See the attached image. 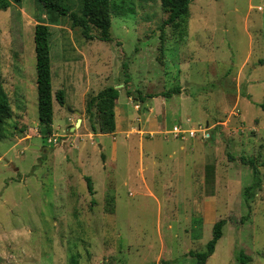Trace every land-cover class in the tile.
I'll use <instances>...</instances> for the list:
<instances>
[{"label":"rangeland","instance_id":"374dc122","mask_svg":"<svg viewBox=\"0 0 264 264\" xmlns=\"http://www.w3.org/2000/svg\"><path fill=\"white\" fill-rule=\"evenodd\" d=\"M112 2L111 42L85 39L36 0L0 10V81L13 110L0 139V264H197L189 253L206 249L221 219L206 264H264V0H192L177 30L163 26L160 0ZM63 4L81 13V0ZM41 19L48 136L38 126ZM109 86L120 91L116 130L93 133L87 102ZM175 126L196 135L176 137Z\"/></svg>","mask_w":264,"mask_h":264},{"label":"trees","instance_id":"16d2710c","mask_svg":"<svg viewBox=\"0 0 264 264\" xmlns=\"http://www.w3.org/2000/svg\"><path fill=\"white\" fill-rule=\"evenodd\" d=\"M43 9V14H49L53 20L57 17H68L73 27L82 30V34L87 40H99L103 42L113 41L111 35L112 15L116 10V6L112 0H81V13L69 12L68 8L63 4V0H36ZM192 0H160L162 10L166 13L167 19L163 22V26H172L178 29L183 20L189 16V7ZM12 2L21 3V0H0V10L5 11L11 7ZM97 30V34L93 33ZM50 30L45 20L41 19L35 26L34 43L36 55V75H37V95H38V126L42 135L48 136L53 133L54 120V103H53V84L51 72V56H50ZM124 69L128 70L127 63L123 64ZM127 74V71H125ZM128 82L129 77H126ZM129 96L130 91H127ZM180 88L164 93V97L171 94H179ZM64 91L59 90L56 93V100L59 104L64 105ZM120 97V91L112 86L103 88L96 95L92 96L86 106V111L91 113L95 108L97 116V126H92L93 133L102 135L112 134L116 130L115 105ZM149 97V96H148ZM13 116L8 95L0 81V139L6 137L8 121ZM253 169L255 177L258 176V168L253 160H246ZM207 176L213 175V166H208ZM88 191L93 195V181L91 177H86ZM260 184L255 182L254 185L245 189L246 199L249 201L255 195V188ZM255 190V191H254ZM244 220V218H243ZM242 220V221H243ZM227 220H219L214 224L213 237L207 243L203 252H190L189 255L196 259L197 264H206L207 260L215 253L219 240L223 237V228L227 224ZM244 263L248 260L242 252L237 256ZM246 259V260H245ZM165 263V262H164Z\"/></svg>","mask_w":264,"mask_h":264},{"label":"built area","instance_id":"2783aa9c","mask_svg":"<svg viewBox=\"0 0 264 264\" xmlns=\"http://www.w3.org/2000/svg\"><path fill=\"white\" fill-rule=\"evenodd\" d=\"M195 133L196 132L191 131V130H183L181 128V126H175L174 129H173V131H172V134L174 136L177 137V136L181 135L180 137H182V138H185L187 136L194 137V135H196ZM206 137H207V135H206Z\"/></svg>","mask_w":264,"mask_h":264},{"label":"water","instance_id":"95a60500","mask_svg":"<svg viewBox=\"0 0 264 264\" xmlns=\"http://www.w3.org/2000/svg\"><path fill=\"white\" fill-rule=\"evenodd\" d=\"M80 123H81V120H78V122H77V124H76V127H79L80 126ZM29 142L27 141V144H28ZM31 148H34V149H38V147H36V146H30Z\"/></svg>","mask_w":264,"mask_h":264},{"label":"crops","instance_id":"0c3cea01","mask_svg":"<svg viewBox=\"0 0 264 264\" xmlns=\"http://www.w3.org/2000/svg\"><path fill=\"white\" fill-rule=\"evenodd\" d=\"M19 74V73H18ZM20 74L19 75H16V77H18L20 79ZM180 149L184 150V147L182 146Z\"/></svg>","mask_w":264,"mask_h":264}]
</instances>
